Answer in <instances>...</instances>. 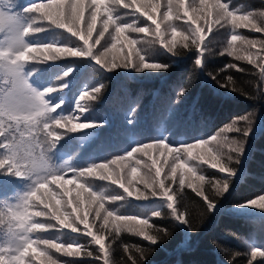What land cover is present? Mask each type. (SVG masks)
<instances>
[{"label":"trees","instance_id":"16d2710c","mask_svg":"<svg viewBox=\"0 0 264 264\" xmlns=\"http://www.w3.org/2000/svg\"><path fill=\"white\" fill-rule=\"evenodd\" d=\"M129 2L130 0H125V3ZM164 2L165 0H160V11L154 16L161 23V30L168 41L171 39L168 25L178 26L177 31L182 34L176 37L175 50L180 55L173 56L168 53L158 41L148 48L147 55L143 51L140 54L145 55V62L167 65L166 69H145L144 72H138L131 68H116L109 72L88 57L70 56L55 61L50 60L47 63L27 62L26 70L34 73L30 77L34 88L41 91H46L49 87L58 88L55 93H46V99L52 104L61 102L57 113L69 116L75 114L79 120L74 122L90 121L96 124L90 129L65 134L55 147L49 146V150L45 151V159L57 168L66 165L69 169L80 170L115 159L132 151L136 146L148 142L164 141L169 143L170 147H185L186 144L211 139L218 133L223 134L222 130L226 126H231L236 119L251 115L254 118L253 130L247 137V148L244 156L240 158V163L231 165L237 170V174L231 178L228 193L216 196L215 189L208 183L209 180L228 179V177L226 173L219 172L218 168H212L210 163H201L198 158L204 152L201 149H197L193 158L187 162L189 167L200 165V168L196 169V176L203 174L205 181L201 184L196 176L187 169H182L177 174V182L181 173L187 176L183 190L177 191V186L172 184L170 194H175L176 206L181 211L186 210V218L191 220L195 230H189L187 225L174 220L162 197H154L146 201L128 197L126 200L106 203L105 207L120 214L148 218L150 223L167 229L171 237L151 245L142 237L122 230L114 243L111 242V236H108L105 247L109 249L107 254L109 264H126L129 253L124 252V247L127 245H138L145 251L151 250L143 264H264V257L259 254L254 259L251 258L253 251L257 250L258 253L264 251V209L238 207L264 194V77L260 75L259 68L255 64H249L247 60H237L227 54L220 55L230 41L232 33L230 23L221 27L214 22L215 10L212 5L215 0H210L203 16L199 12L194 13L196 24H193V27L200 26L204 29L205 44L211 41L210 51L204 52L203 67L196 65L198 50L195 46L191 49L183 48L185 42L183 36L187 35L185 29L192 20L181 11L179 18H176L174 12L173 19L165 22L161 18ZM221 2L227 3L238 15L252 13L256 23L264 22L259 17V14L264 12V0H221ZM41 3L49 4L51 0H13L15 11L21 13L25 7ZM192 4L193 0H188V5ZM189 10L192 11L191 7ZM88 11L90 9L85 11L86 22ZM116 16L120 23H134L141 27L151 25V21L146 16L139 12L134 13L133 8H125L123 5L116 10ZM25 19L28 20L27 17ZM104 19L105 14L101 11L97 32L100 31ZM209 23L212 24L211 32L208 31ZM152 28L154 29L155 25H152ZM111 30L110 26L109 31ZM236 31L249 39L264 40V32H256L250 26L238 28ZM127 35L142 40L154 38L152 32L148 34L129 32ZM3 38L4 32L0 31V40ZM107 38L108 35L105 34L101 45L94 46V52L100 50ZM28 39L34 47H43V44L56 42H61V46H71L68 41L82 44V41L72 37L66 30L54 28L43 33L31 34ZM95 39L96 33L93 34V40ZM188 43L190 44L191 41L189 40ZM143 47L144 45H137L138 50ZM236 48L241 55H245L240 41H237ZM249 51L264 57V50L260 49L259 44ZM127 52L128 48L125 46L118 55L125 56ZM133 60H136L135 55ZM229 64H235L246 71L228 68ZM67 72H70V75L62 78ZM210 73L212 75H209ZM229 75L238 91H231L221 86L220 82ZM213 76L216 78L214 79ZM64 85L67 87L63 88ZM98 87L101 91L97 94L95 89ZM3 89V78L0 76V96ZM182 89L187 91L180 95ZM86 92L96 99L80 100L79 97ZM77 104L86 105L87 110L81 112L76 107ZM58 131L63 133L66 129H58ZM227 135L230 139H243L236 133ZM42 148L46 146L40 144L36 151L39 152ZM2 155L3 149H0V156ZM137 158H142L146 164L151 163L147 157H141L140 154L133 158V162ZM159 162L163 163V160L160 159ZM168 163L171 164V159ZM146 171L143 166L138 170L135 183L140 191H144V185L139 182V177ZM167 171L168 169L165 168L164 172ZM65 178L73 177L68 173ZM91 179L93 190L106 197L126 195L118 185H113L107 180ZM171 183L166 181V184ZM190 184L202 186L204 193L217 201L214 211L207 210V201L196 195ZM32 186V179L0 176V212L5 210V205L16 204L18 197L27 194ZM68 187L74 188L72 185ZM50 188L55 190L53 185H50ZM29 210L36 211L35 208ZM156 212L162 213V217H155ZM36 219L46 218L36 217ZM89 222L90 224L92 222L91 216ZM80 227L82 229L83 225ZM111 231L113 235L116 234L114 229ZM34 235L48 238L55 243L73 244V247L83 245L87 250L97 253L98 245L92 244L91 237L83 236L82 233H72L70 229L61 228L59 225L55 229L38 231ZM105 235H108L107 232ZM83 251L84 249L79 255L70 257L54 249L50 250L49 254L61 262L104 264V252L99 254V259H95L85 257ZM34 257L35 254L30 253L26 259H34ZM35 264H39V261Z\"/></svg>","mask_w":264,"mask_h":264},{"label":"snow or ice","instance_id":"6c2138e0","mask_svg":"<svg viewBox=\"0 0 264 264\" xmlns=\"http://www.w3.org/2000/svg\"><path fill=\"white\" fill-rule=\"evenodd\" d=\"M209 2L210 0H193V4L189 6L188 0H165L164 12L161 14V18L166 22L173 19L174 12L176 18H179L180 12L183 11L184 15L192 20L185 29L187 35L183 36L185 41L183 48L191 49L195 46L198 50L196 65L199 67L204 66V52L210 51L211 41L205 44L204 29L200 26L193 27V24H196L194 13L199 12L203 16ZM121 5L125 8H133L134 13L139 12L146 16L151 21V25L141 27L134 23H120L116 10ZM212 7L215 10L216 24H220L221 27L231 24L230 41L220 55L227 54L234 56L237 60H247L249 64H255L259 68L260 75L264 77V57L249 51L256 48L257 44L261 50H264V40L249 39L236 31L238 28L250 26L256 32H264V22L256 23L252 13L238 15L221 0H215ZM160 8V0H130L129 3H125V0H51L49 4L27 6L21 13L15 11L13 0H0V31L4 32V38L0 40V76L4 84L3 93L0 96V137L3 138L0 139V149H3V155L0 156V176L33 180V186L27 194L18 197L14 205H5V210L0 212V264H35L36 261H39V264H73L70 261L61 262L58 258H54L49 254L52 249L69 257L79 255L84 249L85 257L95 259H99V254L104 252V264H109L107 255L109 249L105 247L108 236H111V242L114 243L119 233L127 230L142 237L151 245L171 237L167 229L150 223L148 218L120 214L105 207L106 203H115L117 200H126L128 197L142 201L162 197L170 209L171 217L178 223L187 225L189 230H195L191 220L186 218V210L178 209L175 194L170 192L172 184L177 186V191H182L185 186L187 176L183 173L177 182V174L180 170L187 169L189 173L196 176V169L200 168V165L189 167L187 161L193 158L197 149L204 150L198 157L202 164L210 163L212 168H218L219 172L227 174L228 179L208 181L215 189L216 196H223L229 192L231 178L237 174V170L231 165L240 163V158L244 156L247 148V137L253 130L254 118L251 115L236 119L231 126H226L222 130L223 134L218 133L211 139L186 144L185 147H170L169 143L164 141L148 142L142 146H136L132 151L115 159L80 170L69 169L66 165L57 168L45 159V151L49 150V146L55 147L65 134L90 129L96 124L90 121L74 122L79 120L75 114L69 116L57 113L61 102L52 104L46 99V93H55L58 88L49 87L46 91L34 88L30 81L34 73L26 70L27 62L47 63L50 60L55 61L64 56H70L88 57L109 72L116 68H131L138 72H144L145 69H166L167 65L145 62L148 48L155 45L157 41L168 53L173 56L180 55L175 47L176 37L182 33L177 31V25L169 24L171 39L166 40L165 33L161 30V23L154 16ZM86 9H90L87 22L85 21ZM101 11L104 12L105 19L100 31L97 32V22ZM25 17L28 18L27 21ZM259 17L264 21V12H261ZM152 25H155L154 29ZM53 28L66 30L72 37L82 41V44L68 41L67 43L71 46H61V42H56L43 44V47H34L33 43H29L28 37L31 34L43 33ZM208 31H212L211 23H209ZM129 32L142 34L152 32L154 38L143 40L139 37L131 38L127 35ZM94 33H96L95 40H93ZM105 34L108 35L107 40L99 51L94 52V46L101 45ZM237 41L242 43V51L245 55L237 51ZM138 44L144 47L138 50ZM125 46L128 48L127 55L119 56L118 53L122 52ZM141 51L145 55H141ZM227 67L246 71L235 64H229ZM69 75L70 72H67L62 78H67ZM213 78L215 79L216 76ZM220 83L222 87L238 91L230 75ZM66 87L67 85L63 86V88ZM100 91L99 87L95 89L97 94ZM185 91L187 89H182L180 95H183ZM86 98L96 99L87 92L79 97L80 100ZM76 107L81 112L87 110L84 104H77ZM58 129H66V132L61 133ZM228 133H236L243 139H230ZM40 144L45 145L46 148L37 152L36 148ZM137 154L147 157L151 163L146 164L142 158H137L133 162ZM160 159L163 163L159 162ZM169 159L171 164L168 163ZM141 166L147 169L145 174L139 177V182L144 185V191H140L135 183ZM165 168L168 169L166 173ZM201 172H203L202 168ZM68 173H71L73 178L66 179ZM162 175L163 178H161ZM91 178L107 180L113 185H118L126 195L106 197L93 190ZM196 178L201 184L205 181L203 174ZM166 181L172 183L166 184ZM50 185L55 186V190L50 188ZM69 185L74 188L68 187ZM189 186L193 188L196 195L207 201V210L216 209L217 201L207 196L202 186L198 187L195 184ZM238 207L264 209V194ZM31 208H35L36 211H30ZM154 216L160 218L162 213L156 212ZM36 217L46 219H36ZM57 225L70 229L72 233H82L83 236L91 237L92 244L98 245L97 253L87 250V247L83 245L73 247V244L55 243L48 238L34 235L38 231L55 229ZM80 225H83L82 229ZM112 229L115 230V235L112 234ZM150 251H145L138 245L125 246L124 252L129 253L126 264H143ZM30 253L35 254L34 259H26ZM257 254L264 257V251L258 253L255 250L251 253V258L254 259Z\"/></svg>","mask_w":264,"mask_h":264}]
</instances>
